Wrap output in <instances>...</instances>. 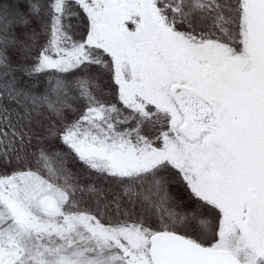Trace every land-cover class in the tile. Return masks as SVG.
Returning a JSON list of instances; mask_svg holds the SVG:
<instances>
[{
  "label": "snow or ice",
  "instance_id": "6c2138e0",
  "mask_svg": "<svg viewBox=\"0 0 264 264\" xmlns=\"http://www.w3.org/2000/svg\"><path fill=\"white\" fill-rule=\"evenodd\" d=\"M0 264H264V0H0Z\"/></svg>",
  "mask_w": 264,
  "mask_h": 264
}]
</instances>
